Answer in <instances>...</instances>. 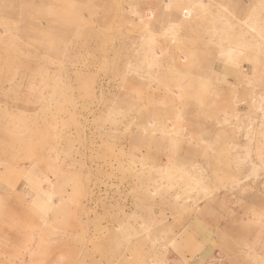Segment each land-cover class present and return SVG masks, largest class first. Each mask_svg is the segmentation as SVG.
Masks as SVG:
<instances>
[{
	"label": "rangeland",
	"instance_id": "rangeland-1",
	"mask_svg": "<svg viewBox=\"0 0 264 264\" xmlns=\"http://www.w3.org/2000/svg\"><path fill=\"white\" fill-rule=\"evenodd\" d=\"M0 264H264V0H0Z\"/></svg>",
	"mask_w": 264,
	"mask_h": 264
},
{
	"label": "bare ground",
	"instance_id": "bare-ground-1",
	"mask_svg": "<svg viewBox=\"0 0 264 264\" xmlns=\"http://www.w3.org/2000/svg\"><path fill=\"white\" fill-rule=\"evenodd\" d=\"M263 98V97H262Z\"/></svg>",
	"mask_w": 264,
	"mask_h": 264
}]
</instances>
